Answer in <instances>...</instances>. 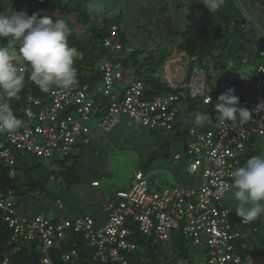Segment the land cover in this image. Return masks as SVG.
Masks as SVG:
<instances>
[{"label":"built area","instance_id":"2783aa9c","mask_svg":"<svg viewBox=\"0 0 264 264\" xmlns=\"http://www.w3.org/2000/svg\"><path fill=\"white\" fill-rule=\"evenodd\" d=\"M249 22L254 23L247 16L241 27H248ZM101 44L107 54L95 64L100 86L95 88L78 77L77 85L72 88H53L42 91L40 96L28 94L25 97L16 115L22 126L13 133L0 134V158L10 167L9 176L15 174L17 153L44 159L68 155L78 136L92 132V120L94 129L104 133L114 130L119 115L149 129L169 132L178 113L175 104L187 93L201 97L204 103L207 97H210L209 102L213 100L202 69L193 68L188 77L190 60L167 80L171 87L178 89L176 92L146 97L144 82L131 79L126 83L127 69L109 59L113 52L132 51L131 46L119 40L115 25ZM259 54L264 55V50ZM17 65L26 70L22 63L17 62ZM238 81L241 84L235 83L234 76L223 88L235 89L234 94L240 99L238 107L252 112L250 121L225 127L216 120L209 129L198 130L197 125L188 128L185 153L189 161L185 171L199 172V185L176 184L151 189L147 174L137 169L129 187L116 190L106 202L101 224H96L90 215L49 219L41 213H21L15 207L13 192L8 190L0 193V218L11 229L7 242L10 252H17L21 242L34 243L41 264H57L49 251L60 246L69 232H73L80 234L91 247L92 264H141L128 257L139 249L129 237V224L136 223L139 231L156 245L169 243L172 235L180 234L205 250L204 264H264L260 254L244 257L235 249V243L248 239L259 229L264 233V226L250 227L252 222L234 217L222 203V196L231 190L230 173L238 167L246 143L253 135H264V110L257 111V105L264 102V65H257L249 77ZM5 103L10 105L11 98L0 94V104ZM203 120L211 124L209 116H203ZM181 156L175 152L173 160H180ZM92 185L98 182L93 181ZM58 206L61 207V203ZM127 219L128 225L125 224ZM73 246L74 243L71 249L61 253L63 262H78L80 255ZM0 264H12L11 257L3 255Z\"/></svg>","mask_w":264,"mask_h":264},{"label":"trees","instance_id":"16d2710c","mask_svg":"<svg viewBox=\"0 0 264 264\" xmlns=\"http://www.w3.org/2000/svg\"><path fill=\"white\" fill-rule=\"evenodd\" d=\"M90 1L91 0H56L59 14H74L78 23L88 25L86 37L80 38L75 33L71 32V35L68 37V44L70 47H75L78 51L83 53V59L77 60L75 64L77 75L81 82H88L90 85L95 86L99 84L98 74L95 71V64L107 54V49L103 48L101 44L103 38L110 34V28L113 25L117 27L119 40L126 44V38L120 27L118 20L119 15L107 19L105 18L97 25L91 24L90 12L88 9ZM246 20L247 15L235 0H225L223 6L215 13H211L202 2L199 20L180 30V39L176 44L179 55L187 57V61L190 60L187 71L188 77L193 68L202 69L205 73L207 84L208 74L206 68H210L212 70L211 74H209L210 77H214L220 87H223V84L231 80L234 76L236 80L235 83L241 84L238 80L249 77L257 65H264V55L259 54L261 50H264L263 38L260 35L261 30L251 22H249L248 27L242 28L241 26L246 23ZM2 41L3 46H7L8 39L3 38ZM170 55V50L164 51L157 48L136 49L132 47L131 52L123 54L117 52L115 57L109 56V59L114 63L120 61L126 69L130 68L133 74L142 73L141 77H136L134 79L142 80L144 82V95L146 97H152L157 94H164L170 91L176 92L178 90L170 86L167 82L169 78H162L161 74L158 76L155 75L157 72H160L158 69L162 68L164 62ZM18 59V62L26 67V70L24 71L25 87L19 94V98H11V104L9 105L15 115H19V107L28 94L40 96L43 93L38 86L28 79V65L23 61L22 57H18ZM244 63L249 64L251 69L245 72L241 71V66ZM209 89L213 98L209 103H204L201 97H191L190 94L187 93L184 98H181L180 101L175 104L178 113L172 130L169 132L151 130L155 133L162 132L164 135L172 137L173 140L176 136V138L181 140V146L185 150V142L187 140L189 127L197 125L198 130H205L211 128L213 122L216 121L217 112L214 106L221 92L219 89H216L215 92H213L210 87ZM100 99L106 103L104 98ZM205 115L211 118V124L204 122L203 116ZM93 129L94 128L91 130L93 131ZM160 144L158 147H162V151L159 150V148L153 150L147 157V163L155 159L154 153L162 155L163 157L167 156V153H165L163 149L164 145ZM260 154H262L261 149L250 139L246 143L245 152L240 157L238 167L242 166L252 155ZM33 158L36 157L31 154L17 153L16 161L13 166L15 174L12 177L9 176L10 167L0 158V193H5L8 190L12 191L15 196L16 208L18 203L23 200L20 198L29 200L33 197V194H39L43 191L45 183L49 179H55L59 183L61 180H64L67 183V188L70 184H73V182L79 179V176L75 172L76 160L74 162V158H76V156L72 155L71 152L58 159L57 162H59V166L57 165L55 171L49 173L47 176L41 173L40 164L32 163ZM68 159H73L71 165L66 163ZM93 181H97L99 185V181L96 179L91 181V186H98L92 185ZM114 195L115 192L113 196ZM58 203L63 205L59 197L56 198L55 204L60 208ZM231 214L235 215L236 213ZM82 215L87 214L82 213ZM55 218L58 217H54V219ZM128 222L129 219L126 220L125 224L128 225ZM129 227L130 239L135 241L139 246L137 251L128 256L131 261H137L141 264H178L180 260L186 259L187 250L184 243L187 239L180 234H176L175 237L172 238L173 240H171L174 244V251L170 256V260L167 257L169 254L167 255L158 250L162 245L153 244L149 238L139 231L136 223L129 224ZM250 227H260L259 221H253ZM257 233L258 231L254 232L248 239L255 236ZM10 236L11 229L0 218V259L3 255H9L12 264H41L40 253L36 249L34 243L21 242L19 250L15 253H11L7 245ZM248 239L235 243L236 251L244 257L252 255L255 249H259L262 254L261 248H258L256 244L248 245ZM258 241L264 246V235H261ZM60 243V246L51 248L49 251L50 256L57 264H69L63 262L60 256L63 251L72 248V243H74L73 247L76 248L80 255L76 264H92V262H90L92 249L80 234L69 232V237L63 239Z\"/></svg>","mask_w":264,"mask_h":264},{"label":"rangeland","instance_id":"374dc122","mask_svg":"<svg viewBox=\"0 0 264 264\" xmlns=\"http://www.w3.org/2000/svg\"><path fill=\"white\" fill-rule=\"evenodd\" d=\"M132 1L133 0H126V2H129L128 4ZM235 1L238 4L241 3L240 0ZM175 2H172L170 11H165L155 16L157 18L155 25L145 22L144 28L146 30V27H149L150 30H148V32L150 36H152L145 46L142 45L143 39L140 38V34H142L143 17L147 14L141 12L140 8H138L140 11L133 8L128 10V4H124L126 6L123 5L111 11L113 14H120L119 12L121 10L119 8H124L119 17H121V24L124 25L125 28V24L130 25L128 29H125L127 33V42L125 43L128 45L136 49L157 48L164 51L170 50L171 55L164 62L162 68L158 69L162 78H171L175 71H180L181 67L187 66V57L179 55L176 49V44L180 39V36H176V27L173 32L168 30L172 25L177 26L174 24V18L178 15L174 10ZM93 4L99 7L101 0H93ZM103 4L102 2V5ZM17 8L27 12L28 15L36 13L40 17L49 16L55 20L58 18L63 19V15L58 13V4L56 0H0V13L11 14L16 11ZM181 8L183 9L184 7ZM105 9V5L102 6V12H104ZM184 15L185 19L184 23L181 24L182 26L188 24V14ZM97 18L96 13L92 14L90 17L91 24H93ZM148 18L151 19V16L149 15ZM134 20L138 22L134 24ZM72 22L73 25L69 26L71 31L78 37L84 38L87 34L86 28H88V25L78 23L74 17H72ZM77 26L80 28L79 30H75ZM148 32L147 30L144 31V36L149 35ZM260 35L264 43V33L261 31ZM2 39L3 38H0V46H3ZM113 56H116L115 52L111 53L110 57ZM18 61L19 59H17V62ZM250 69L251 67L249 64L244 63L241 66V71L245 72ZM206 72L208 74L207 87H210L213 92L219 89L221 94L224 93L226 90L220 87L214 77H210L209 74H211L212 70L206 68ZM127 73L126 83L130 81V79L138 78L142 75V73L133 74L130 68L127 69ZM126 83H121V85L124 86ZM98 86H100V84H96L94 87L97 88ZM90 125L94 128L93 120L90 122ZM85 139L88 141L87 143ZM251 140L254 141L261 149V153L264 154V135H253ZM159 141L164 145L163 149L165 153H167V158L154 153L155 159L147 163L148 154L158 148L162 151V147H158L160 144ZM181 144V140L176 138V136L173 140L172 137L164 135L162 132L155 133L151 129L142 126L140 123L123 115H119L118 123L114 131L104 133L93 129L90 134L81 135L76 138L75 144L71 148V153L76 156L74 162L76 160L75 168H77L75 172L79 176L77 181L70 184L67 188L66 181L61 180L59 183L55 179H49L45 183L43 191L39 194H33V197L29 200L20 198L23 200L18 203L17 209L27 215L30 214V212H39L49 219L55 216L75 217L77 215H82V213L93 216L95 220L102 219V216L105 214L104 208L106 202L113 196L116 190L129 187L134 171L137 169H141L147 174L151 189L169 187L176 184L187 186L199 185L201 183L200 173L190 174L183 169L188 163L189 158L186 156L185 150ZM174 152H179L184 157L185 161L183 160L182 163L173 161ZM60 158V156H55L53 159L33 158L32 163L40 164L41 173L47 176L49 173L55 171L57 165L59 166V162L57 161ZM72 162L73 159H68L66 163L71 165ZM161 164L165 167L162 170L157 168V166ZM177 164H180V166ZM93 178L100 182L99 188L90 186L91 179ZM88 188L103 191V194L97 195L94 191L89 194ZM231 193L232 189L222 196V203L230 212H236L234 208L235 202ZM57 197H59L63 203V206L60 208L55 204ZM257 220L259 221L260 228H262L264 226V216ZM175 235L176 234L172 235V238L175 237ZM259 235H264L261 229L258 230L255 236L248 239V245L256 244L258 248L260 247L264 258V246L258 241V238H260ZM184 244L187 250V257L184 260H180L178 264L205 263L204 249L193 245L188 239ZM158 250L167 255L169 254L167 257L171 260L170 256L174 251V244L173 242L163 244ZM257 250L259 251V249Z\"/></svg>","mask_w":264,"mask_h":264},{"label":"clouds","instance_id":"9594fccd","mask_svg":"<svg viewBox=\"0 0 264 264\" xmlns=\"http://www.w3.org/2000/svg\"><path fill=\"white\" fill-rule=\"evenodd\" d=\"M202 2L211 13H215L225 0ZM70 35L71 29L61 18L53 21L49 16L28 15L25 11L0 13V38L8 39L7 46H0V94L19 98L25 87L24 69L18 67V57L28 65V79L41 91L76 86L75 64L83 59V54L69 46ZM234 92V88H229L220 94L214 106L217 122L225 127H235L237 123L243 125L252 118L248 108L238 107L240 99ZM209 101L210 97H207L205 103ZM261 110H264V102L257 105V111ZM21 126L22 121L11 107L7 103L0 104V134L13 133ZM230 178L237 216L246 222L264 216V154L252 155L242 166L231 171Z\"/></svg>","mask_w":264,"mask_h":264},{"label":"crops","instance_id":"0c3cea01","mask_svg":"<svg viewBox=\"0 0 264 264\" xmlns=\"http://www.w3.org/2000/svg\"><path fill=\"white\" fill-rule=\"evenodd\" d=\"M102 2L104 3L103 5H102ZM172 2H175V8H174V10L178 14L174 18L175 19V23L174 24H176L177 26L172 25L171 27H169V29L168 28L167 29L170 32H173L174 29H175V27H176V29H175L176 36H179L180 35V30L182 28H184L186 26H189V25H192V24L196 23L199 20L202 0H149V1L133 0L130 4H128L129 2H126V0H125V2H124V0H105V1L104 0H101V4L99 5V7H97L96 5H94L93 4V0H91L90 3H89V5H88V9H89V12H90V17L94 13L97 14V17L98 18L93 23L95 25L101 23L105 18H110V17L115 16V15H120L122 13V11H123L124 8L123 9L119 8L121 10V11L119 10L120 11L119 12L120 14H118V13L113 14L111 11L112 10H116V8H118V7H122L124 4H128V10L130 8H133L135 10H139L140 11V9H141V12H143L144 14H147L146 16L143 17V28H142V31H141L142 34H140V38L143 39L142 45L145 46V45H147L146 44L147 41H149L150 38L152 37V36H150V33L148 32V30H150L149 27H146V30H147V32H148L149 35L144 36V34H143L144 31H146L145 28H144L145 22H148L150 24H154L155 25V23L157 22V18L155 16L158 15L159 13H162V12H165V11H170V6L172 5ZM240 2L241 3H239V6L243 10V12L247 16H249L251 18V21L254 22V25L257 28H259L264 33V31H263V28H264V0H240ZM104 5H105L106 9L104 10V12H102V6H104ZM124 6H126V5H124ZM181 7H184V8L182 9ZM138 8H140V9H138ZM19 9L20 8H17L16 11H22V9H20V10ZM153 14H155V15H153ZM184 14H188L187 15V18H188L187 23L188 24L182 26L181 24L184 23V19H185V15ZM149 15L151 16V19L148 18ZM70 16H71V18H70ZM72 17H74L76 19V16L74 14L63 15V19L67 22L68 26H72L73 25ZM118 20H119V23H120V27L122 28V30L124 32L125 38H127L126 37L127 33H126V30L125 29H128L130 25L125 24V26H126V28H125L124 25L121 24V21H120L121 20V17H119ZM133 22L135 24L138 21L137 20H134ZM79 29L80 28L78 26L75 27V30H79ZM71 32H73V31H71ZM130 36H132V35H130ZM125 42H127V39L125 40ZM129 46H131V45H129ZM131 47H133V46H131ZM113 57H115V56H113ZM95 130H98V129H95ZM94 153H96V152H94ZM148 155H147V157H148ZM183 160H184V157L181 156V159L180 160H177L176 163L177 162L178 163H182ZM177 165L180 166V164H177ZM186 165L183 167L184 170L186 168ZM157 168H159V169L162 170L165 167H163L162 164H161V165H158ZM92 180H96V179L93 178V179H91V181ZM90 186H91V183H90ZM91 187L99 188L100 187V182H99V185L98 186H91ZM88 191H89L88 192L89 194H91L93 191L97 195L103 194V191H99L98 189L88 188ZM37 213H39V212H30V214H28V215H33V214H37ZM231 213H234L235 214L236 212H231ZM105 214H106V212H105ZM105 214L102 216V219L95 220L96 221V224H101L103 222V219H104ZM77 216H75V217H77ZM235 216H237V214H235ZM64 218H74V217H64ZM253 253L254 254H260L262 256V254L260 253V251H258L256 249L253 251Z\"/></svg>","mask_w":264,"mask_h":264},{"label":"bare ground","instance_id":"6f19581e","mask_svg":"<svg viewBox=\"0 0 264 264\" xmlns=\"http://www.w3.org/2000/svg\"><path fill=\"white\" fill-rule=\"evenodd\" d=\"M85 58V57H84ZM120 62V61H119ZM88 215V214H87Z\"/></svg>","mask_w":264,"mask_h":264}]
</instances>
